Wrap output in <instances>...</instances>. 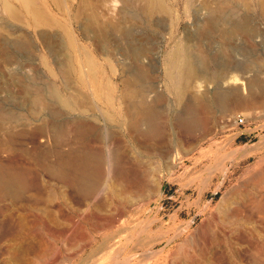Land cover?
I'll return each instance as SVG.
<instances>
[{"label":"rangeland","instance_id":"obj_1","mask_svg":"<svg viewBox=\"0 0 264 264\" xmlns=\"http://www.w3.org/2000/svg\"><path fill=\"white\" fill-rule=\"evenodd\" d=\"M218 1L159 0L149 11L145 0H32L44 14L37 19L28 0H12L18 15L12 20L0 0V99L24 102L23 82L54 92L56 105L52 97L47 100L60 112L57 121L84 116L97 123L104 143L91 146L104 147L108 158L115 152L119 162L117 169L104 163L92 192L78 193L35 165V144L55 159L48 110L32 119L27 108L7 104L27 120L13 129L29 132L7 142L0 153L28 167L29 185L16 199L0 197V264H264V213L254 202L264 186L255 176L256 165H264V92L257 82L251 89L245 83L246 78L264 83V70L242 72L235 62L227 63L236 58V66L250 60L264 64V12L257 0H226L231 11L213 22L209 10ZM18 40L25 48L12 43ZM183 50L186 65L193 64L199 77H188L184 69L174 85L169 69ZM202 56L208 58L203 68ZM222 70L243 83L223 84L227 78L214 83ZM131 78L134 85L127 81ZM227 87L229 93L238 87L239 98L217 105L212 94L215 98ZM250 90L254 98L246 97ZM202 96L209 108L199 110V126L185 130L177 119L186 104H197ZM141 101L157 110L150 133L145 124L140 130L128 125L126 108ZM229 113L241 114L243 121L225 120ZM40 123L44 136H30ZM71 140L62 146L64 154L70 153ZM23 146L32 152L24 153ZM240 186L246 187L240 199L243 225L221 244L197 247L203 248L199 253L192 236L211 239L219 231L224 236L214 220L207 231L201 226L211 224L213 216L231 220L232 212L225 210L239 204L233 190ZM225 194L237 204L223 201Z\"/></svg>","mask_w":264,"mask_h":264},{"label":"bare ground","instance_id":"obj_2","mask_svg":"<svg viewBox=\"0 0 264 264\" xmlns=\"http://www.w3.org/2000/svg\"><path fill=\"white\" fill-rule=\"evenodd\" d=\"M28 1L32 4L34 16L37 19H42L44 17L42 10L39 9L37 7V5L34 2H32V0L31 1L28 0ZM257 2H259V7L262 8V11L264 12V0H259V1L257 0ZM3 3L9 10L10 19H12V20L17 19L18 15H17L16 7H15L14 3L12 2V0H3ZM145 4H146L145 8L146 9L148 8L150 11L151 7H153L154 4L159 5L160 2H159V0H145ZM230 7L231 6H230L229 1L219 0L215 9L211 8V10H209L210 11V16L208 15L210 18L209 20L214 22V20L225 19V14L227 12L231 11ZM231 16H230V18H232ZM238 20L239 19H236V20L233 19L231 22L234 25H238V24H240V23H237V22H240ZM111 23H114V22H111ZM108 27H110V26H108ZM120 31L123 35H127L130 37L129 31L127 29H123V27H122V30H120ZM225 31L228 33L234 32V30H229V29L225 30ZM3 41L5 43H9L8 39H3ZM12 43H15L16 46L20 47L21 49L25 48V46H26V44L22 40H18L17 42L12 41ZM131 47L129 46V49H131V51L134 54H137V55L141 54L140 50L138 48H136L134 46H131ZM3 48H2V53L6 56V53H5L6 51ZM177 56L179 58L178 63L174 67L169 69V77H170L171 82L174 85L179 84V82L182 78L181 77L182 71L184 69H185L188 77H192V76H194V77L198 76L199 77L197 70L195 69L193 64H187L186 65V63H185L186 59L184 57V50L179 51L177 53ZM202 57H203V59H201L202 60L201 64H202V68H203L205 65V62H207L208 58H206L204 56H202ZM89 58L93 62L92 56H90ZM234 60L235 61H229L228 60L229 62H227V63L235 62L233 67L234 68L238 67L240 70H242V72H245V71L250 70V69H254L257 71L264 70V64L263 63H260V62L254 61V60L251 62V60H250V62H245V63L243 62L242 64H240V66H236V63H238L239 61L236 58ZM227 63H226V65H227ZM228 68L226 67L225 70H227ZM225 70H222L218 76L214 77V79L212 81L214 83L220 84L222 79L227 78V79H225V82L223 84L227 85L228 83H233L236 80H240V82L243 83V79L242 78L240 79L239 77H237L234 74H231V75L229 74L227 77L224 76ZM228 72H231L230 68H229ZM203 79L205 80V78H203ZM127 81L131 85L133 83L135 84V79H133V78H131L130 81L129 80H127ZM201 81L203 83L206 82V80L205 81L201 80ZM247 81L248 80L246 78L245 83L249 89H251L253 83L257 82V84L259 85L258 90H260L262 93L264 92V83L259 82L257 80H253V79H250L248 82ZM20 82L22 83V81H20ZM136 82H137V80H136ZM199 86H201V84ZM21 87H22L23 95H25V97H26L24 102L23 101L19 102L18 100H17L18 101L17 102L16 100L7 101V100L0 99V131L3 132L2 136L4 135V137L6 138L5 140L0 139V152L7 148V147H5L7 142H12L18 136L28 135V132H29V131H27L26 128H24V129L21 128L20 130H14L13 129L17 122H20L25 126V124L27 123V120H24L22 115H17L16 113H14L10 108H8L9 106L7 107V104L8 105L12 104L13 106H16V107L22 106V107L27 108L29 111L28 116L32 119H38L39 118L38 115L41 113V111L48 110L49 115L53 118L51 120L52 122L50 124V128H51L50 130L52 131L53 139L56 143V149L52 151L54 153L55 159L50 160L49 159L50 151L47 148H43L37 144H35L36 146H34V149L32 148L33 152H32V150H29V148L25 147V146L21 147V151H23L24 153H31L32 152V155L34 156L33 158H34L35 163H36L35 165H37L40 168L45 169L54 178H57L58 180H60L62 182H66V183L71 184L72 186L75 187V189L78 193H80L84 196H87L88 194H90L92 192L96 181L102 178V175H103L102 171L104 169V163H106L107 161L109 163V161H111V163H110L111 167L110 166L109 167L112 169H117V167L119 165L118 159L114 156L115 152L112 156H110L111 158H108V157H106V155L104 153V147L101 146L99 148H93L91 146V143L93 141H95L99 144L104 143L105 137H104V133L101 129L102 127L99 126L97 123L90 122L89 119L84 117V116L78 117V118H72L69 121H66V122L64 121V123H60L57 121L60 118L59 117L60 112L56 111L55 108L52 109V107L50 106L51 104H49L50 102H48V100H47L48 97H52L53 103H55L54 105H56V94L54 92L48 91V90H44L43 92H40L39 90L30 88L31 86L25 82H23L21 84ZM227 88L228 89H226L225 91L224 90L220 91L218 89V91L216 92L214 101H216L217 105H223L224 103L226 105H228L227 103H228L229 99L239 98L238 97L239 95L237 96V94H236L238 87H235V89L232 90L231 93L228 92V91H230L229 90L230 88L229 87H227ZM139 90H140V88H139ZM135 93H136V91H135ZM248 94L249 95L246 96L247 98L253 97V91L250 90V93H248ZM262 96H264V95H262ZM205 98H206L205 96H202L201 100H199L200 98L197 99V100H199L197 102V104H194V103L193 104H186L184 106L183 112L181 113V115H179L177 122L179 123L180 126L185 128V130L186 129L192 130L194 127L199 126L201 124L202 119L199 116V110L205 111L209 108V104L203 100ZM141 102L142 103H137V102L136 103L133 102L130 104L128 103L129 104L128 108H126L127 109L126 112L129 115V116L127 115L129 117L128 125L131 129L140 130V126L145 124V125H147L146 126L147 128H145L146 132L150 133L152 131H155V129H156L157 110L154 108V106H152L151 104H148V102H143V101H141ZM191 102H193V101H191ZM77 106H78V104L75 101H73L70 105L71 109H73V110L76 109ZM84 113H85V111H84ZM92 118L96 119L97 121H100L99 117H92ZM2 123H8L11 125V127L10 128L3 127ZM124 124H125V122H124ZM44 126H45L44 123H40V124L33 126L34 128H33V130L31 129L32 132H30L31 133L30 136L32 135L35 138L38 136H41V137L44 136V134L46 133ZM69 135L71 136V138L73 140V145L70 146L71 147L70 153L64 154L61 149H62L63 145H67L68 138L70 137ZM23 138H25V137H23ZM72 140H71V142H72ZM69 145H71V144H69ZM256 166L258 168V171H257V175H255V176H257L258 179H260V181L258 180V183H259V182L263 181V179H264V165H261L258 163V165H256ZM27 169H28V167L26 165H24V163H22V161H20L19 163L18 162L12 163V162H10V157H4L3 154L0 153V197L1 196L3 198L11 197L13 199H16L24 193V190H26V188L29 185L28 176H27V174H28ZM258 183H256V184L258 185ZM246 185H247V183H246ZM241 186L238 187V189L233 190V191H236L235 193L237 195V199L240 201V202H238L239 204H237L234 201L237 205L235 207L231 208L230 210L229 209L225 210L226 213H227V211L232 212L233 216H232V218H230L231 220L221 221V220H218V217H216V216H213L210 220V223L214 220V224L220 225L221 231L224 232L223 233L224 236L220 237L219 234L221 235V233L219 231V233L218 232L214 233L213 237L212 238L210 237L211 239H207V235H206V238H202L203 240H200V239H198L199 234L197 233L198 234L197 236L194 234V236H192V240H190V241H191V243L193 242L196 245V249L199 250V248H197V247H200L201 245L204 248V246L210 247L211 245L221 244L222 239L223 240L229 239V236H228L229 231L235 230L238 227V225H243L241 223V222H243V220H242L243 218L241 217L242 209L240 207L242 205L241 204L242 202L240 199H242V200L245 199V197L243 195H245V193H246V187H241ZM262 187H264V186L258 187V189H261L260 190L261 192H258L259 194H257V193L255 194L256 197L254 199V202H257L256 204L258 205L259 211L264 213V194H263L264 190ZM254 188L257 189V186H254ZM230 198H231L230 196L225 194L223 201L225 200L227 202V201H229ZM232 198H231V200H232ZM251 201H253V200H251ZM231 202H233V201H231ZM257 205L255 206V208L257 207ZM215 219H217V220L215 221ZM212 223L211 224L207 223L208 224L207 226L204 225V226H201V228L202 229L204 228V230L207 231V229L210 228ZM214 228H216V226ZM195 237L197 238L196 239L197 242L194 241ZM186 243L188 244V241L185 242L184 244H186ZM203 248L202 249L200 248L199 253H202L201 251L203 250ZM18 249H20V248H18ZM255 264H257V263H255Z\"/></svg>","mask_w":264,"mask_h":264},{"label":"built area","instance_id":"obj_3","mask_svg":"<svg viewBox=\"0 0 264 264\" xmlns=\"http://www.w3.org/2000/svg\"><path fill=\"white\" fill-rule=\"evenodd\" d=\"M225 120L235 123H241L243 121V116L241 114L229 113L225 117Z\"/></svg>","mask_w":264,"mask_h":264},{"label":"crops","instance_id":"obj_4","mask_svg":"<svg viewBox=\"0 0 264 264\" xmlns=\"http://www.w3.org/2000/svg\"><path fill=\"white\" fill-rule=\"evenodd\" d=\"M211 97V96H210ZM209 99V98H208ZM211 99L212 100H214V94H212V97H211ZM209 101H210V99H209ZM206 102H208V101H206ZM236 102L234 101V104H235ZM27 176H28V174H27Z\"/></svg>","mask_w":264,"mask_h":264}]
</instances>
